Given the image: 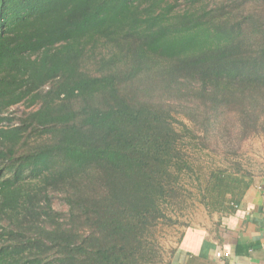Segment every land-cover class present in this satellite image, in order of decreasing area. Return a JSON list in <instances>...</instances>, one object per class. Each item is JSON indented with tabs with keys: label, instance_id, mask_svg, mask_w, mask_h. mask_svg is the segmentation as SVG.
Returning <instances> with one entry per match:
<instances>
[{
	"label": "trees",
	"instance_id": "trees-1",
	"mask_svg": "<svg viewBox=\"0 0 264 264\" xmlns=\"http://www.w3.org/2000/svg\"><path fill=\"white\" fill-rule=\"evenodd\" d=\"M232 112L264 118V0H0V264H155L188 167L166 116L221 135Z\"/></svg>",
	"mask_w": 264,
	"mask_h": 264
},
{
	"label": "rangeland",
	"instance_id": "rangeland-1",
	"mask_svg": "<svg viewBox=\"0 0 264 264\" xmlns=\"http://www.w3.org/2000/svg\"><path fill=\"white\" fill-rule=\"evenodd\" d=\"M151 103L160 106L173 101L154 94ZM32 108L34 105L29 102L21 103L10 108L4 116L17 121L24 111ZM234 114L225 118L221 135L222 130L212 123L199 128L183 115L170 113L166 116L165 120L176 134L177 148L185 153L188 167L173 172L170 180L173 193L159 198L156 203L161 215L150 226L151 233L147 237L148 241L151 237L157 252L155 264H173L174 252L184 232L206 220L205 198L212 191L213 185L208 183L212 176L227 173L251 180L264 178V118L256 116L254 120H243ZM228 186L235 187V184L229 182ZM53 204L55 209H60L57 200Z\"/></svg>",
	"mask_w": 264,
	"mask_h": 264
},
{
	"label": "crops",
	"instance_id": "crops-1",
	"mask_svg": "<svg viewBox=\"0 0 264 264\" xmlns=\"http://www.w3.org/2000/svg\"><path fill=\"white\" fill-rule=\"evenodd\" d=\"M239 177V189L184 232L173 264H264V178Z\"/></svg>",
	"mask_w": 264,
	"mask_h": 264
},
{
	"label": "built area",
	"instance_id": "built-area-1",
	"mask_svg": "<svg viewBox=\"0 0 264 264\" xmlns=\"http://www.w3.org/2000/svg\"><path fill=\"white\" fill-rule=\"evenodd\" d=\"M218 256H219V254H218Z\"/></svg>",
	"mask_w": 264,
	"mask_h": 264
}]
</instances>
